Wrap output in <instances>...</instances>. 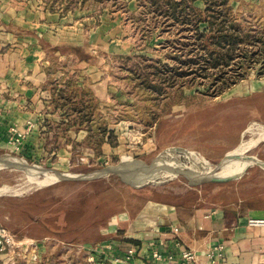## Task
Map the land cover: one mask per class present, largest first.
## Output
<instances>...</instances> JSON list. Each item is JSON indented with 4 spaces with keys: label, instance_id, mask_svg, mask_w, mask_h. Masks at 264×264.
<instances>
[{
    "label": "rangeland",
    "instance_id": "374dc122",
    "mask_svg": "<svg viewBox=\"0 0 264 264\" xmlns=\"http://www.w3.org/2000/svg\"><path fill=\"white\" fill-rule=\"evenodd\" d=\"M78 1L70 12L77 13L69 20L81 24L83 43L43 46L39 65L50 97L45 99L34 144L29 153L0 147V156L74 175L93 173L121 159L148 166L165 150L166 160L200 174L212 172L229 151L233 157L227 168L240 172L248 166L240 176L225 181L192 184L178 174L141 187L121 182L117 174L48 184L53 174L0 168V226L20 247L32 246L39 255L36 264H47L46 255L55 264H93L91 255L101 262L95 254L112 241L125 240L127 224L153 204L214 206L235 199L243 190L264 191V169L247 164L264 165V73L258 76L259 65L214 96L198 84L150 92L141 70L146 61L118 56L160 58L167 48L161 47L159 28L150 37L144 35L134 18L139 13L136 0ZM240 1L259 2L234 0V9ZM114 40L125 43L124 50L104 45ZM63 103L88 108L68 114L55 107ZM104 126L112 133L98 144ZM166 176L164 171L150 175ZM24 251L11 253L15 261L22 260Z\"/></svg>",
    "mask_w": 264,
    "mask_h": 264
},
{
    "label": "crops",
    "instance_id": "0c3cea01",
    "mask_svg": "<svg viewBox=\"0 0 264 264\" xmlns=\"http://www.w3.org/2000/svg\"><path fill=\"white\" fill-rule=\"evenodd\" d=\"M66 2L0 0L1 148L12 150L8 142L12 126L23 134L19 144L21 153H29L38 135L36 129L43 120L45 99L50 97L44 88L46 74L39 65L43 46L83 43L81 24L69 20L77 13H70L77 1L63 14ZM197 3L203 5L201 1ZM104 45L112 51L124 50L126 46L118 40ZM257 217H264V191L256 188L238 192L235 199L214 206L153 204L127 224L125 240L112 241L111 249L100 250L95 256L102 259L99 264H114L109 259L112 255L134 246L136 264H182L179 250L174 247V241L178 240L196 253L194 264H264V228L247 225L248 218ZM218 245H222V256L212 262L206 253ZM15 249L1 253L0 264H36V259H32L35 252L32 246ZM22 249L26 250L18 257L22 260L15 261L16 256L11 253ZM152 250L159 251L163 257L153 259ZM170 253L174 255L171 260L165 258ZM28 254L30 260H26ZM52 258L46 255L47 264H55Z\"/></svg>",
    "mask_w": 264,
    "mask_h": 264
},
{
    "label": "trees",
    "instance_id": "16d2710c",
    "mask_svg": "<svg viewBox=\"0 0 264 264\" xmlns=\"http://www.w3.org/2000/svg\"><path fill=\"white\" fill-rule=\"evenodd\" d=\"M76 1L67 0L63 14ZM196 1L203 5H196ZM232 1L136 0L139 13L134 17L135 22L143 28L146 37L159 28L158 35L164 38L161 47L170 50H164L160 58L136 54H120L118 58L146 61L141 68L144 83L148 91L156 94L167 86L198 84L214 96L237 84L256 65L261 76L264 73V0L240 1L236 9ZM135 69L132 67L130 71ZM82 106L73 108L63 103L55 107L68 114L71 111L81 114L88 108L85 104ZM76 124L82 126V122ZM100 132L98 144L103 143L106 133H112L106 131V126Z\"/></svg>",
    "mask_w": 264,
    "mask_h": 264
},
{
    "label": "water",
    "instance_id": "95a60500",
    "mask_svg": "<svg viewBox=\"0 0 264 264\" xmlns=\"http://www.w3.org/2000/svg\"><path fill=\"white\" fill-rule=\"evenodd\" d=\"M175 149H178V148H175ZM229 152H227L224 155V157L220 160V162H218V164L215 166L217 169L216 171H218L220 167L225 165V163L228 160H230L229 157L231 155L229 154ZM155 162H156V159L152 162V164L147 166L146 164H144V162H141L140 160H135L131 163H125V161L121 159L116 165L108 166L106 168L94 171L93 173H90L87 175H80V174L74 175V174L64 173V172H59V171H55L54 173L58 176L57 181L59 180H83V179H91V178H95L99 176H107L110 174H117L121 182L131 185L133 187H141L149 183L150 181L146 180L145 176L140 175V173L141 174L143 173L140 171V169L147 170V171L153 170L154 168H156ZM247 166L244 168L243 172H245ZM0 168H10V169H17V170H24V171H28V170L35 169V168L39 171L46 170L44 168H40L37 165L28 164L24 161H20L15 158L11 159L6 156H0ZM167 169L169 171L176 172L177 174H181L185 176L189 180V182L192 184L201 183L204 181H225L228 179L238 177L236 175H231V176L221 175L220 176L216 174V172L210 173L205 176H198L197 174L193 173L187 168L178 169V168L168 167Z\"/></svg>",
    "mask_w": 264,
    "mask_h": 264
},
{
    "label": "built area",
    "instance_id": "2783aa9c",
    "mask_svg": "<svg viewBox=\"0 0 264 264\" xmlns=\"http://www.w3.org/2000/svg\"><path fill=\"white\" fill-rule=\"evenodd\" d=\"M30 126V125H29ZM8 142L12 146V150L19 151L20 140L23 138V134L18 131L15 126L10 127ZM247 225L250 227H260L264 228V217L257 218H248ZM113 242L107 244L106 247L111 249ZM19 247V243L16 242L13 236L3 227L0 226V254L7 252ZM174 247L179 250V258L182 261V264H194L196 261V253L189 248L183 247L181 242L178 240L174 241ZM136 248L134 246H127L123 253L114 254L109 259L114 264H136L135 262ZM207 257L215 262L218 258L222 256V245L216 246L212 251L206 253ZM152 258L155 260H160L163 256L157 250H152ZM97 257V256H95ZM174 257L173 254H167L165 258L171 260ZM38 258V254L35 251L32 259L35 260ZM100 260H102L100 258ZM89 261H94L93 264H99L100 261L94 260V255L89 257Z\"/></svg>",
    "mask_w": 264,
    "mask_h": 264
},
{
    "label": "bare ground",
    "instance_id": "6f19581e",
    "mask_svg": "<svg viewBox=\"0 0 264 264\" xmlns=\"http://www.w3.org/2000/svg\"><path fill=\"white\" fill-rule=\"evenodd\" d=\"M169 149H172V148H169ZM174 149V148H173ZM166 156V150L163 152V153H161L157 158H156V168H154L153 170H150V171H147V170H143V169H140V171L141 172H143L142 174L140 173V175L141 176H145V178H146V180H148V181H150V182H163V181H166V180H168V179H171V178H173V177H175L176 175H178L176 172H172V171H169L167 168L169 167V168H178V169H184L185 167H183V166H181V165H176V164H174V163H172V162H170L169 160H166L165 157ZM231 160V159H230ZM230 160H228L226 163H225V165H223L222 167H220L221 169H228V170H226V171H220L219 169H218V171H216L217 169H216V167L212 170V172H210V173H213V172H216V174H218V175H236V176H240L241 175V173H242V171L244 170V167H242V170L239 172L238 170H237V168L236 167H230V169L229 168H227L226 167V165L230 162ZM126 163H131V162H126ZM251 163H256L257 165H259L261 168H263L264 169V165L263 164H260L259 162H256V161H249L247 164H251ZM237 165H239L238 163L236 164V166ZM240 166V165H239ZM141 167H143V166H141ZM186 169V168H185ZM157 171V173H159V172H161V171H164V173H166V174H168V176H166V177H164V178H159V177H150V175L151 174H153L154 172H156ZM147 172H149V173H147ZM193 172V171H192ZM193 173H195V174H197L198 176H205V175H208V174H210V173H208V174H200V173H197V172H193ZM25 174H27V175H38V176H47V175H50V174H53L54 175V178L53 179H51V180H48L47 182H48V184H50V183H52V182H55V181H57V179H58V176L54 173V172H52V171H46V170H42V171H39V170H37L36 168L35 169H31V170H28V171H26V173ZM146 174H148V175H146ZM47 185V184H46Z\"/></svg>",
    "mask_w": 264,
    "mask_h": 264
}]
</instances>
